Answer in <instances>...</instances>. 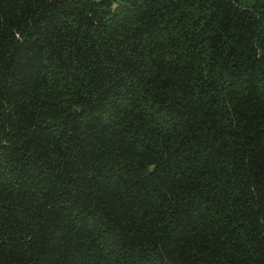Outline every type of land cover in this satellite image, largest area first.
<instances>
[{"label": "trees", "instance_id": "obj_1", "mask_svg": "<svg viewBox=\"0 0 264 264\" xmlns=\"http://www.w3.org/2000/svg\"><path fill=\"white\" fill-rule=\"evenodd\" d=\"M0 264H264V0H0Z\"/></svg>", "mask_w": 264, "mask_h": 264}]
</instances>
